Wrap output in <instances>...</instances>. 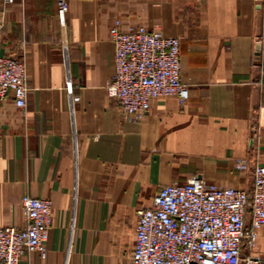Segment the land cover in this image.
Instances as JSON below:
<instances>
[{"label":"crops","instance_id":"obj_1","mask_svg":"<svg viewBox=\"0 0 264 264\" xmlns=\"http://www.w3.org/2000/svg\"><path fill=\"white\" fill-rule=\"evenodd\" d=\"M116 19L180 39L183 105L123 117L106 94ZM0 23L27 85L24 107L0 99V226L24 225V195L52 205L45 257L19 264H128L136 211L161 185L249 188L236 160L264 164V0H1Z\"/></svg>","mask_w":264,"mask_h":264},{"label":"built area","instance_id":"obj_2","mask_svg":"<svg viewBox=\"0 0 264 264\" xmlns=\"http://www.w3.org/2000/svg\"><path fill=\"white\" fill-rule=\"evenodd\" d=\"M109 35L114 73L106 94L124 118L140 120L158 97L175 95L180 104L186 102L189 90L180 80L178 37L143 25L123 28L118 19ZM10 91L15 105L24 107L26 66L19 57L0 54V99ZM235 168L250 175L249 188L216 184L197 175L161 185L151 204L136 211L128 264H264V254L257 251L258 230L264 228V164L240 158ZM21 207L23 226H0V264H19L34 251L46 255L50 199L24 195Z\"/></svg>","mask_w":264,"mask_h":264}]
</instances>
